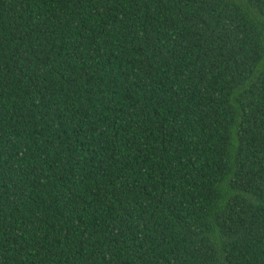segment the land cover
Here are the masks:
<instances>
[{
  "label": "trees",
  "instance_id": "obj_1",
  "mask_svg": "<svg viewBox=\"0 0 264 264\" xmlns=\"http://www.w3.org/2000/svg\"><path fill=\"white\" fill-rule=\"evenodd\" d=\"M0 264H264V0H0Z\"/></svg>",
  "mask_w": 264,
  "mask_h": 264
}]
</instances>
